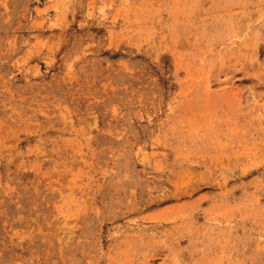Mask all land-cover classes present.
<instances>
[{"label":"rangeland","instance_id":"rangeland-1","mask_svg":"<svg viewBox=\"0 0 264 264\" xmlns=\"http://www.w3.org/2000/svg\"><path fill=\"white\" fill-rule=\"evenodd\" d=\"M0 264H264V0H0Z\"/></svg>","mask_w":264,"mask_h":264}]
</instances>
